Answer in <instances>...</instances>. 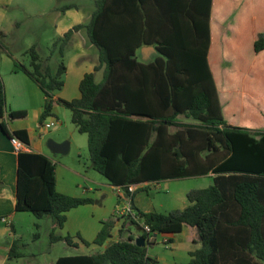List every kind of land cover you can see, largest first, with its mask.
<instances>
[{
  "label": "trees",
  "instance_id": "trees-1",
  "mask_svg": "<svg viewBox=\"0 0 264 264\" xmlns=\"http://www.w3.org/2000/svg\"><path fill=\"white\" fill-rule=\"evenodd\" d=\"M214 2L218 10L212 21ZM228 5L238 13L232 25L223 27ZM94 6L86 25L72 27L53 43L51 52L59 58L55 69L43 66L34 46L24 52L27 65L13 59V71L44 95L39 127L56 118L55 105L69 110L76 131L87 137L91 168L125 193L131 185L210 175L207 188L186 194L183 209L143 213L132 206L152 234H178L184 225L196 229L194 243L200 246L188 252L186 264H264V0H95ZM82 28L98 51L95 71L103 66L102 80L87 73L78 98L55 100L64 84L65 47ZM253 30L251 66H235L223 54L222 35H252ZM212 35L219 37V50L210 57ZM150 45L159 56L148 64L139 62L136 51ZM0 47L7 50L1 40ZM7 55L11 57L8 50ZM223 62L231 67L222 68ZM233 76L238 88L246 79L261 83L262 95L246 97L241 113L222 93L228 85L224 81ZM231 115L239 116L238 125L228 122ZM180 117L195 123H179ZM26 119V111L7 109L0 77V130L29 149L26 130L8 129V123ZM89 203V198L56 190L50 158L30 150L17 153L14 211L50 219L52 243L77 246L55 230L63 227L66 212ZM111 227L103 223L91 243L102 251L59 257L52 264L157 263L131 237L110 242ZM17 256L12 243L8 257Z\"/></svg>",
  "mask_w": 264,
  "mask_h": 264
},
{
  "label": "crops",
  "instance_id": "crops-1",
  "mask_svg": "<svg viewBox=\"0 0 264 264\" xmlns=\"http://www.w3.org/2000/svg\"><path fill=\"white\" fill-rule=\"evenodd\" d=\"M58 1L59 0H55V1L54 0H0V40L6 47L8 52L11 54V57H9L7 55V50H4L0 47V77L4 85L6 104L8 103L10 97H12L15 94H17L18 99L21 103H27L28 105L33 103L39 105V103H41L40 109L37 110V107L35 109L37 110L38 113L37 115L38 120L43 108L44 95L41 92V90L38 88V86L34 84L28 77H26L24 74L20 72L13 71L14 69L13 59L16 61H18V59L14 56V54H12V46H15L19 42L18 40L19 38L14 36L20 35L22 29H26L30 31L31 35H46L47 32H50L49 35H52V37L45 42V45L46 47H50L51 49L53 43L57 39L62 37V35H64V33L67 32L69 29L77 25H86L89 22L93 11L95 10V6H94L95 0H92L93 6H91V8L86 7L83 10H81V8L79 9L78 5H74V4H65L62 7H59L57 6ZM217 10L218 9L214 2L212 8V21L214 20L215 15H216L215 18H217ZM237 13L238 10H233L230 12L228 5L226 9L223 10L222 13L224 20H226L223 24V27L227 26L228 23H229L228 25H232L234 23V17L237 15ZM262 13H264V10L262 11ZM261 24L262 21L260 22V25ZM255 29H257V25L255 26ZM251 32L252 35H248L245 31H241L239 35H230L229 32H227L225 35H222V48L224 50L223 54H225L226 56H230L231 58L230 57L229 58L232 60V62L234 60L235 63H238V64H234L235 66H239V67L244 66L246 68H249L254 60V55L252 53V40L254 39L256 32L254 30ZM218 44H219L218 35H212L210 57L216 53V50H219L217 48ZM40 45H42L40 44V42H35V43L29 42L24 48L22 54L24 55V52L27 51L32 46L35 47L37 53L39 54ZM135 56L139 62L148 64L153 62L154 59H156L159 56V54L156 51L155 46L150 45V46H142L141 48H139L136 51ZM63 62L66 67V72L62 77L64 84L62 89L57 93H55L54 95L55 100L61 99L65 101H71L73 99L78 98L80 96L78 90L79 83L83 78V76L87 73H94L96 82H100L102 80L103 66L100 67L99 70L95 71V67L99 65L98 51L90 43L87 36V32L84 28L75 31L72 34L64 50ZM58 63H59V58L56 52L51 54L48 58L44 59L42 62L43 66L48 65L53 69L57 67ZM229 66L230 64L227 62H223L222 64V68H227ZM224 83L228 84L224 86L222 92L224 94V99L227 104L229 103V104L239 105L236 108L237 110L236 112L241 113V105L246 97H257L262 95L258 90V88L261 86V83L256 79L244 80L240 88H238L239 84H238L237 76H233V79L231 81H224ZM11 88L14 89V91L9 93L8 91L9 90L11 91ZM7 109L12 111L23 110L26 111L27 113L29 106H17L16 108H7ZM53 111L55 112L54 108ZM238 117H234L231 115L228 122L232 125H238L237 122ZM179 123H183L181 119H179ZM8 129L10 131L21 130V129L26 130L30 139L29 150L43 154L48 158H50L47 154L44 153V150L40 143L33 142L32 140L33 131L29 129V127L25 124V121L8 123ZM16 178H17V153L13 151L9 138L5 136L0 130V223L5 224L7 226L11 225L12 228H13L14 220L16 219L17 216L16 214L19 213L14 211L15 194H16ZM55 178H56V170H55ZM159 182H148V183L135 185L136 191L133 196V205L137 210L143 213L155 212V210H153L152 207H148L145 205L141 206V204H139L141 200L139 198V193L144 192L147 195L146 193L147 190H150L152 187H155V185H157ZM110 187L113 188V190H115L116 193L123 192V190L119 188H114L112 186ZM56 190H57V179H56ZM82 197L88 198V196H82ZM123 198L124 196H117V203L121 201ZM89 204H85L82 206H86ZM185 207L186 206H182L180 209H183ZM2 219H5L6 223H3L1 221ZM114 222L117 224V230L114 236H112L109 239L110 242H114L112 241L114 237H117V240H124V241L129 240V237H131L134 242L135 239L140 235V232L138 231L136 226L133 223H131L127 218L115 217ZM130 228L134 231H131ZM186 228L190 232L188 241L192 243H194V241H197L196 229L188 225H184L182 232ZM99 229H100L99 227L98 228L94 227L92 229V233L93 231L94 233H98ZM160 235L165 236V238L163 239V243H167V242L172 243L173 234H160ZM156 236L158 235L156 234ZM153 244L154 243H151L150 245ZM16 254L18 256L15 258L7 257L6 261L3 262V264H6L8 262L7 260H9L10 262L12 261L18 262V260L24 257L22 252L17 251ZM30 256H31V261L28 262V264H36L37 262H36L35 254L31 253ZM68 256H75V255H68ZM56 260L57 258L54 261ZM54 261H49L48 259H45L40 264H52Z\"/></svg>",
  "mask_w": 264,
  "mask_h": 264
},
{
  "label": "rangeland",
  "instance_id": "rangeland-1",
  "mask_svg": "<svg viewBox=\"0 0 264 264\" xmlns=\"http://www.w3.org/2000/svg\"><path fill=\"white\" fill-rule=\"evenodd\" d=\"M65 4L78 5L81 10L93 6L92 0H59L57 6L62 7ZM49 33L31 35L30 31L22 29L20 35L14 36L19 38V42L12 46V54L19 62L27 65L29 58L22 54L24 48L29 42H40L42 45H40L39 54L43 62L52 54V48L45 45V42L52 37ZM13 91L14 89L11 88L8 92ZM40 104L21 103L15 94L10 97L6 105L7 108L29 106L27 119L23 121L33 131V142L40 143L44 153L55 163L57 191L72 197L88 196L91 203L67 212L65 214L67 221L64 226L55 230L57 236L71 237L77 247L67 246L63 241L52 243L50 241L52 224L48 218L37 219L30 213L19 212L14 220L13 231L7 225L0 223V264L6 261L8 248L12 243H15V252H22L24 257L18 262L7 260L6 264H28L31 261V253L36 256V264H40L45 259L54 261L61 256L89 255L100 252L102 247L91 244L97 234L94 231L92 233V229L94 227L101 229L103 223H111V237L117 230L114 212L117 196H124L123 192L116 193L106 180L91 168L87 137L76 131L70 121L69 110L55 105L53 113L56 118H47L44 124L53 122L56 127L48 130L38 127L37 110L40 109ZM36 107L37 110H35ZM180 119L183 123H195L182 117ZM48 141L68 142L69 151L65 154H53L47 147ZM211 182L210 175L161 181L147 190V195L144 192L139 193L141 199L139 204L152 207L157 213L167 214L179 210L182 206H187L186 194L189 191L207 188ZM130 230L134 231L131 228ZM189 235L190 232L186 228L182 233L173 235L172 243H163L165 236L158 235L153 245H146V254L155 259L156 264H186L189 261L188 252L200 246L199 243L189 242ZM78 237L90 245L85 246ZM115 240L117 237H114L112 241Z\"/></svg>",
  "mask_w": 264,
  "mask_h": 264
},
{
  "label": "built area",
  "instance_id": "built-area-1",
  "mask_svg": "<svg viewBox=\"0 0 264 264\" xmlns=\"http://www.w3.org/2000/svg\"><path fill=\"white\" fill-rule=\"evenodd\" d=\"M55 127H56L55 123L51 122V123H45L43 124V126L39 128H42L43 130H48V129L55 128ZM9 141L15 153L29 151V149L22 142H20L17 138L12 137L9 139ZM135 191H136L135 185H131L127 187L128 193L123 192L124 198L117 203L115 207L114 215L117 218H127L135 226L140 227L143 231V234L145 235L146 245H150L153 234L150 232V228L143 224V222L141 221V219L139 218L137 214V211L132 206L133 196H134ZM1 221L3 223H6L5 219H2Z\"/></svg>",
  "mask_w": 264,
  "mask_h": 264
},
{
  "label": "water",
  "instance_id": "water-1",
  "mask_svg": "<svg viewBox=\"0 0 264 264\" xmlns=\"http://www.w3.org/2000/svg\"><path fill=\"white\" fill-rule=\"evenodd\" d=\"M47 147L50 150V152L53 154H65L68 152L69 144L68 142L56 143L53 141H48ZM136 228L140 232V235L135 239L134 244L140 248L145 247L146 242H145V238L143 237V231L138 226H136ZM155 237H156V234H153L151 238V243H154Z\"/></svg>",
  "mask_w": 264,
  "mask_h": 264
}]
</instances>
